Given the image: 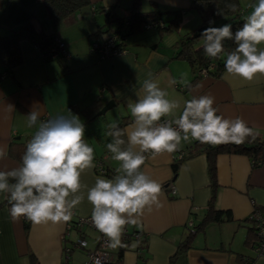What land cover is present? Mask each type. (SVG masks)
<instances>
[{
    "label": "crops",
    "instance_id": "crops-1",
    "mask_svg": "<svg viewBox=\"0 0 264 264\" xmlns=\"http://www.w3.org/2000/svg\"><path fill=\"white\" fill-rule=\"evenodd\" d=\"M140 1L146 11L154 6L161 10H182L176 33L159 38L148 28V35H140L134 44H127L126 39L121 47L123 53L102 56L91 44L103 40L114 30L113 24L106 23L107 9L116 6L118 13H124L132 0H91L90 5L57 23L51 21L42 0H0V37L25 23L30 24L38 36H24L19 40L22 61L11 74H6L0 62V148L7 153L0 159V170L20 165L15 151L18 144L14 143H27L33 136L35 127L27 126V114L33 108L39 110L40 120H47L56 115L67 116L70 112L78 115L75 108H82L98 98L105 103L113 100V107L119 110L117 120L111 123L124 119L123 129H127L132 123L128 104L143 95L142 85L148 73H152V79L168 93V99L179 102L177 116L184 102L192 96L211 95L215 98L213 106L219 110L218 115L230 119L241 117L254 132L264 135V75L258 74L249 82L224 70L218 76L205 75L190 83L194 75L186 62L174 58V43L181 35L203 26L199 15L190 8L192 0ZM238 1L245 20L256 0ZM103 25L109 32L94 36ZM43 38H53V41L58 38L64 42L66 56L46 59L39 45ZM260 47L264 49V45ZM173 80L176 83L173 84ZM108 125L100 119L85 125L87 143L95 153V168L81 175L82 184L88 188L94 185L97 176L111 179L101 174L107 167L114 168L117 174L115 161L104 152L98 139L107 133ZM193 141H182L179 151H187ZM175 159L174 153L165 152L155 158L146 155L141 170L161 185L159 204L146 208L137 224L126 225L129 232L142 231V237L131 240L121 256L117 255L115 264H168L177 245L190 233L188 221L194 228L202 219L211 195L205 155L197 153L183 159L174 176ZM216 179L214 205L228 211L231 220L208 223L198 232H194V228L190 246L178 253L171 264H264V257L256 255L253 246L245 243L251 227L247 217L252 204L264 205V163L253 167L245 155L221 153L216 157ZM170 182L174 185L173 192L166 188ZM86 191L84 189V201L73 209L69 221L35 224L27 219V232L25 217L14 220L10 204L0 206V264H82L86 252L95 247L96 238V232L83 228L87 246L84 249L73 246L78 236L74 222L92 210ZM4 198L0 194V203ZM68 224H71L69 230ZM115 249L118 252L120 247Z\"/></svg>",
    "mask_w": 264,
    "mask_h": 264
},
{
    "label": "clouds",
    "instance_id": "clouds-1",
    "mask_svg": "<svg viewBox=\"0 0 264 264\" xmlns=\"http://www.w3.org/2000/svg\"><path fill=\"white\" fill-rule=\"evenodd\" d=\"M235 5L231 8L235 10ZM241 27L233 32L226 23L209 26L201 33L203 51L210 58L224 53L225 40H232L234 50L226 54V73L246 81L264 75V0H256ZM209 24H214L210 20ZM172 83H176L175 80ZM143 95L128 104L132 123L121 129L118 122L108 125L106 144L112 160L119 162L116 175L97 176L92 187L82 184L81 175L95 168L94 148L84 139L85 125L80 117L56 115L40 120L39 110L27 114V126L35 132L26 144L21 164L0 170V194L10 204V215L25 217L35 224L67 222L73 209L86 199L92 205L91 222L107 238L110 248L127 247L122 241L126 225H135L145 209L159 204L161 185L141 166L145 153L152 157L179 150L182 141L202 144H243L257 133L241 117L218 115L211 95L192 96L184 102L168 99V93L152 79L143 81ZM12 107V106H11ZM162 118L163 119L162 122ZM7 156L0 148V159Z\"/></svg>",
    "mask_w": 264,
    "mask_h": 264
},
{
    "label": "trees",
    "instance_id": "trees-1",
    "mask_svg": "<svg viewBox=\"0 0 264 264\" xmlns=\"http://www.w3.org/2000/svg\"><path fill=\"white\" fill-rule=\"evenodd\" d=\"M45 5L49 17L53 23H57L69 14L80 10L81 8L90 5L91 0H42ZM231 5H235V10L231 8ZM190 8L195 11L201 18L202 25L206 27H220L226 23H230L233 26V32L242 26L244 20L241 17L242 9L238 0H192L190 3ZM107 19L106 23L113 24L114 30L109 34L116 37L115 45L117 47H122L124 41L130 36L139 33L143 30L148 29L147 25H150L152 29H155L156 34L159 38H162L166 33L171 31H176L182 20V10H161L156 6L151 10H143L140 0H132L129 7L124 10V13H118L116 6H111L106 11ZM214 21V24H209V21ZM99 27L97 34L108 33V28ZM194 32L186 33L181 35L174 43L176 48V54L174 58L186 62L194 75L190 83H193L197 78L203 76L200 70L206 69L207 75L218 76L224 70V62L226 59V54L235 48V44L232 40H225L224 53H222L217 58H210L206 56L203 51V40L201 35L194 36ZM37 38V34L34 32L30 24L25 23L21 27L12 30L8 35L0 37V62L4 65L6 74H11L12 69L19 65L22 61L21 53L19 50L18 42L24 37ZM93 36V37H94ZM44 39V38H43ZM53 38H45L39 45L41 46L44 56L51 45H53ZM104 101L100 98L93 100L90 104L82 107L75 108L78 116L83 119L84 125L89 124L94 119H99L100 116L97 112L104 105ZM119 127L123 129L125 125V120L118 122ZM85 141L86 137L84 136ZM98 139L101 140L104 152L108 156L111 153L108 152L106 144L111 142V137L106 134L101 135ZM18 144L15 151L20 158L26 150V142H17ZM10 152L12 149L9 148ZM197 153H204L206 158V171L210 186L211 195L208 200L207 209L202 217V219L197 223L194 228L190 229V233L182 240L176 248L174 257L188 248L193 240L194 232L202 231L204 227L211 222L220 223L231 220V215L228 211L219 210L215 207V195L217 189V179H216V157L218 154H241L247 156L252 163L253 167L259 166L264 163V135H256L255 139L248 138L245 143L237 145L233 143L220 144V145H209L202 144L199 141H193L189 146L187 151L182 153L179 159H175L172 165V170L174 176L177 174L180 162L188 157H192ZM101 174L108 178H113L115 176L114 168L107 167ZM9 205L7 198L0 203V206ZM262 212H264V205L261 207ZM248 219V218H247ZM24 229L27 232L29 229L28 220L25 219ZM194 231V232H193ZM140 234V239L142 237V231H133ZM135 239V240H138ZM133 240L129 237L123 243L127 246ZM245 243L254 246L257 243V236L253 225L251 224L250 230L246 236ZM126 247H120L117 252L118 257L121 256L123 249ZM170 258L168 264H171L173 258ZM244 263L247 262L243 258ZM111 264H115L114 262Z\"/></svg>",
    "mask_w": 264,
    "mask_h": 264
},
{
    "label": "built area",
    "instance_id": "built-area-1",
    "mask_svg": "<svg viewBox=\"0 0 264 264\" xmlns=\"http://www.w3.org/2000/svg\"><path fill=\"white\" fill-rule=\"evenodd\" d=\"M151 27L147 25V28ZM116 37L114 35H108L101 41H93L91 47L93 50L97 51L102 56H109V55H118L124 52V49L121 47H117L115 45ZM59 56L65 57L66 56V46L65 43L62 42L60 39L55 38L53 45L49 47L47 53L45 55L46 59H55ZM200 73L205 76L207 75L206 69L200 70ZM163 119L162 118V122ZM181 151H176V159H179L182 156ZM151 153H145V156ZM168 190L171 192L174 191V185L172 182L166 185ZM262 205H257L256 203L252 204V209L248 215L249 222L253 225L256 236H257V243L253 246V250L256 255L264 257V212L261 209ZM26 219V218H24ZM189 227L192 229V222L188 221ZM73 226L78 231V236L74 241V247L84 249L87 246V235L83 232V228H87L96 232L95 238V247L90 249L86 252V260L82 264H111L117 261V251L116 249L108 247L107 238L100 233L95 226L91 222V213L77 217L76 221L74 222ZM71 229V224L67 225V230ZM129 237L138 239L140 234L136 232H129L127 227H125L124 234L122 236V241L124 242ZM69 252V249L67 250ZM68 258V257H67Z\"/></svg>",
    "mask_w": 264,
    "mask_h": 264
},
{
    "label": "rangeland",
    "instance_id": "rangeland-1",
    "mask_svg": "<svg viewBox=\"0 0 264 264\" xmlns=\"http://www.w3.org/2000/svg\"><path fill=\"white\" fill-rule=\"evenodd\" d=\"M153 34H156V31H155V29H151L150 30ZM149 30H143V31H141V32H139V33H136V34H134V35H132V36H130L127 40V44H129V43H135V42H137V40H138V37L140 36V35H148V33L147 32H150ZM173 33H176V31H171V32H168V33H166L165 35H174ZM156 36H157V34H156ZM118 110H119V108H117V107H112V108H110V109H108L104 114H102L101 116H100V121H102V122H107L108 124H110L111 123V120H117L116 118H118L117 117V113H118ZM114 122V121H113ZM116 122V121H115ZM94 126L96 127L97 126V122H95L94 123ZM94 126H92V127H94ZM85 133L88 135V132L87 131H85ZM90 135H92V134H90ZM91 139V141H92V137L90 138ZM114 166L116 167V169H117V167L119 166V162H116L115 161V164H114Z\"/></svg>",
    "mask_w": 264,
    "mask_h": 264
},
{
    "label": "water",
    "instance_id": "water-1",
    "mask_svg": "<svg viewBox=\"0 0 264 264\" xmlns=\"http://www.w3.org/2000/svg\"><path fill=\"white\" fill-rule=\"evenodd\" d=\"M107 17V14L105 15ZM207 28L205 25L199 27L195 32L194 36L201 35L202 31ZM114 101L109 100L108 102L104 103V105L101 107V109L97 112V115L104 114L108 109L112 108L114 106Z\"/></svg>",
    "mask_w": 264,
    "mask_h": 264
}]
</instances>
